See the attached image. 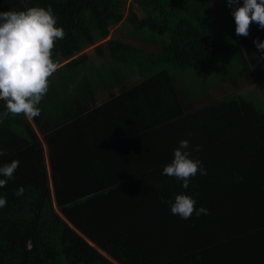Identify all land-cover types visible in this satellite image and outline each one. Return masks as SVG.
Masks as SVG:
<instances>
[{
  "label": "trees",
  "instance_id": "obj_1",
  "mask_svg": "<svg viewBox=\"0 0 264 264\" xmlns=\"http://www.w3.org/2000/svg\"><path fill=\"white\" fill-rule=\"evenodd\" d=\"M112 1L0 0L51 5L66 33L40 115L0 123V166L20 161L0 264H264V29L236 35L226 0H131V46ZM181 140L206 170L187 189L162 175ZM182 193L208 214L173 215Z\"/></svg>",
  "mask_w": 264,
  "mask_h": 264
},
{
  "label": "clouds",
  "instance_id": "obj_2",
  "mask_svg": "<svg viewBox=\"0 0 264 264\" xmlns=\"http://www.w3.org/2000/svg\"><path fill=\"white\" fill-rule=\"evenodd\" d=\"M227 7L232 9L235 22V33L247 37L250 26L255 23L264 29V0H226ZM63 27L57 26V18L51 5L30 7L26 10H8L0 12V100L5 102L6 110L0 113V123L12 116L23 115L31 120L38 117V107L48 92L49 79L57 71L58 64L52 58L55 42L64 39ZM253 44L264 57V41L254 39ZM191 135V133H189ZM197 145L192 151H200ZM188 140H181L174 149L173 159L162 171V175L175 177L182 181L187 189L192 177L199 172L206 175L202 162L192 157ZM6 153L0 150V156ZM19 160L0 166V188L14 179L19 167ZM25 192L19 187L15 195ZM7 204L6 198L0 197V208ZM197 201L189 195L179 194L170 203V211L181 219L188 220L193 213L197 216L207 215V209L196 207Z\"/></svg>",
  "mask_w": 264,
  "mask_h": 264
},
{
  "label": "rangeland",
  "instance_id": "obj_3",
  "mask_svg": "<svg viewBox=\"0 0 264 264\" xmlns=\"http://www.w3.org/2000/svg\"><path fill=\"white\" fill-rule=\"evenodd\" d=\"M131 0H114L112 1L111 5H110V8L111 9H115V10H119V12H121V17L118 18V21L116 24H114L111 28H110V38H112L113 40H116V41H120L122 43H126V44H130L131 46H134L133 44V41L128 38V37H131V36H134V32L132 33H129L128 31H131L130 27H127L126 29V32L124 34H119L121 31L124 30L121 29L120 27L122 26V22L124 21V19L127 17L128 15V3L130 2ZM118 4L121 5L120 8H118ZM133 12L137 15V16H141V12L136 8L134 9L133 7ZM110 15H112V13L110 12L109 13ZM129 33V34H127ZM125 36V37H124ZM127 36V37H126ZM111 260V259H110ZM112 261V260H111ZM114 262V261H112ZM115 263V262H114Z\"/></svg>",
  "mask_w": 264,
  "mask_h": 264
},
{
  "label": "crops",
  "instance_id": "obj_4",
  "mask_svg": "<svg viewBox=\"0 0 264 264\" xmlns=\"http://www.w3.org/2000/svg\"><path fill=\"white\" fill-rule=\"evenodd\" d=\"M52 83L56 88L60 87V82L56 78H53Z\"/></svg>",
  "mask_w": 264,
  "mask_h": 264
},
{
  "label": "bare ground",
  "instance_id": "obj_5",
  "mask_svg": "<svg viewBox=\"0 0 264 264\" xmlns=\"http://www.w3.org/2000/svg\"><path fill=\"white\" fill-rule=\"evenodd\" d=\"M154 1H155V0H154ZM179 1H181V0H179ZM156 2H157V1H156ZM168 2H170V1H168ZM154 4H156V3H154ZM154 4H153V5H154ZM158 4H159V2H158ZM142 6H143V5H142ZM159 7H160V6H159ZM159 7H158V8H159ZM154 8H155V7H154ZM155 14H156V11H155ZM167 14H168V13H167ZM157 15H158V13H157ZM155 16H156V15H155ZM127 19H128V18H127ZM144 22H145V21H144ZM137 26H138V25H137ZM162 31H163V30H162ZM155 35H156V34H155ZM152 42H153V41H152ZM121 50H122V49H121ZM152 57H153V56H152ZM161 59H162V58H161ZM157 61H158V60H157ZM160 62H161V61H160ZM155 64H156V63H155ZM161 64H162V63H161Z\"/></svg>",
  "mask_w": 264,
  "mask_h": 264
}]
</instances>
